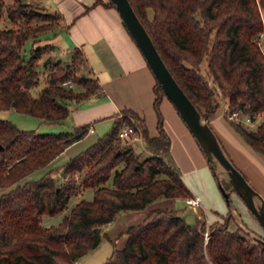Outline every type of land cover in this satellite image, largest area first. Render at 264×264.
Wrapping results in <instances>:
<instances>
[{
    "label": "trees",
    "instance_id": "16d2710c",
    "mask_svg": "<svg viewBox=\"0 0 264 264\" xmlns=\"http://www.w3.org/2000/svg\"><path fill=\"white\" fill-rule=\"evenodd\" d=\"M130 1L173 75L208 122L220 104L219 95L233 109L252 116L263 110L264 52L259 38L264 32L260 9L264 0ZM98 3L102 2L94 4ZM110 6L115 7L111 0ZM4 16L20 26L0 28V108L14 107L61 122L70 114L72 103L105 93L85 51L77 46L69 61L44 60L49 67L46 85L34 95L31 90L39 80L40 61L54 49L51 43L36 42L42 32L55 34L64 16L43 4L35 7L30 0H0V23ZM29 38L33 45L27 56L24 47ZM154 89L157 134H150L137 111L125 108L103 136L70 158L61 175L48 172L23 184L18 183L21 178L85 136L88 125L41 133L21 130L0 117V189L17 183L0 193V264H73L96 248L104 227L127 210L147 212L140 222L129 224L123 232L124 245L115 246L102 264H264V242L242 234L240 227L230 229L231 210L224 222L211 223L207 247L204 223L198 218L189 222L175 207L148 210L159 198L191 196L170 160L171 138L159 110L165 92L157 79ZM230 123L264 153V120L255 129ZM125 125L136 132L142 127L150 155L142 158L141 152L122 143L120 132ZM88 187L94 189L93 199L79 200L57 225L42 223L44 214L61 212L74 194ZM96 227H102L100 233Z\"/></svg>",
    "mask_w": 264,
    "mask_h": 264
},
{
    "label": "rangeland",
    "instance_id": "374dc122",
    "mask_svg": "<svg viewBox=\"0 0 264 264\" xmlns=\"http://www.w3.org/2000/svg\"><path fill=\"white\" fill-rule=\"evenodd\" d=\"M12 0H8V3H11ZM31 5L35 7H42V4L45 5L50 11L56 10H70L72 11L76 4L80 3L79 0H64L57 2L56 0H30ZM86 1L87 0H82ZM102 4L110 6V0H99ZM62 2V3H61ZM261 16L264 21V9L260 6ZM150 17L153 16V10H149ZM6 16V15H5ZM4 16V19L0 23V28L6 27H14L17 28L20 26L19 23L11 22V20ZM65 17L62 20L63 26L61 23L58 24V21L54 20L53 23H56L60 27L55 34L52 31L42 32L40 33V40H38L37 44L45 45L47 43H51L54 45V49L44 54L43 59L40 61L39 66V80L38 83L32 88L31 92L34 95H38L42 88L46 85L47 76L49 73V67H45L43 62L45 59L49 57L60 58L62 60L69 61L71 59L72 52L69 53L70 48L73 46L72 41L70 40V28L73 25L74 19L68 20L67 25ZM65 26V27H64ZM49 35V36H48ZM33 45V40L29 38L25 44V54L30 56L31 49ZM259 45L264 52V32L259 38ZM206 62L202 63V69L205 71ZM103 68V67H102ZM101 69V68H100ZM94 73V72H93ZM154 75V74H153ZM155 77V76H154ZM104 89V88H103ZM154 94H155V89ZM105 91V90H104ZM130 90H124L123 95L117 93H113V96L117 98L119 105L125 107L124 101H135L136 95L134 96ZM106 94H99L96 96H103ZM156 96V94H155ZM155 96L152 101V105L150 107V117L152 125L154 129H159V116L158 109L155 107ZM93 96L85 98L79 102H74L71 104V115L70 118H66L61 122H49L42 117H39L34 114L26 113L17 110L14 107L11 108H0V117L4 119H8L13 122L19 129L21 130H36L41 133L46 132H61V131H75L79 126L76 124V117L79 116L86 117L91 114L92 109L89 107L95 106L97 103H92L91 99ZM143 98V95H142ZM218 101H220L219 106L216 111L219 110L222 113L223 105L225 104L226 98L221 95L217 96ZM85 101V102H84ZM90 105V106H89ZM79 107L78 112L74 114L73 107ZM120 110V109H119ZM159 110L163 119V127L169 134L171 138V148H170V160L177 167L180 172L182 179L185 184L190 189L191 195H200L202 198V205L199 207V210L196 211L192 207H190L187 202V197H163L153 201L149 207V209L153 208H171L175 207L181 213H183L186 219L189 222H195L198 220L203 224V234H204V246L207 247L210 231H211V223L218 220L221 222L225 221L226 214L231 209L228 201L223 195L217 176L209 164L202 148L194 137L188 125L185 123L181 115L179 114L177 108L174 103L170 100L167 95H163ZM116 111L113 113L115 114ZM112 115V114H111ZM123 112L118 115L121 117ZM262 118H260L255 124H245L249 128H257L259 124L264 120V110L261 111ZM117 117V116H116ZM225 117V116H224ZM226 118V117H225ZM227 119V118H226ZM228 120V119H227ZM100 121H102L100 123ZM100 121L95 122L92 120L87 123L88 131L85 136L80 138L79 140L74 141L70 145H68L63 151H61L50 163L47 165L40 167L23 178H21L18 183L23 184L28 180H39L43 176H45L48 172H52L55 175H61L63 166L70 160L71 157L79 154L81 151L88 148L91 144L96 142L100 136H103L113 124V120L108 115H105L100 118ZM229 121V120H228ZM230 122V121H229ZM81 126V125H80ZM139 131H142V127L138 126ZM123 144L127 143L137 152H141L142 158L150 155L152 150L147 147L146 142L139 136V133L134 131L131 136L123 139ZM63 181V180H62ZM17 184V183H16ZM16 184L11 186L2 187L0 189V193L10 190ZM94 197V189L92 187L85 188L82 192L74 194L71 198L67 206L59 213L54 215L44 214L42 216V223L46 226L57 225L59 224L64 216L69 213L76 203L81 199L91 200ZM241 197L234 191L231 195L232 206H237L238 201L241 200ZM223 204V210L217 205V201L220 200ZM243 200V199H242ZM245 203V202H244ZM225 209V210H224ZM132 210H127L121 212L114 221L110 222L105 226L103 232L101 233V242L99 245L93 250L89 251L87 254L79 258L73 264H102L107 260V258L112 254L114 247H121L124 245L126 240V235L123 233L126 231L129 225H125L131 215ZM242 217L244 219V224L241 225L240 222H236L233 217L229 220V228L232 230L239 228V231L246 235L247 237L254 238L252 233L248 232L246 229L251 230L255 235H258L264 238V228L260 225L254 214L247 208V213L242 210ZM224 214V215H222ZM238 219V217H236ZM238 221H240L238 219ZM202 225V224H201ZM245 226V227H244ZM208 232V235H206ZM205 253L208 256V249L205 248Z\"/></svg>",
    "mask_w": 264,
    "mask_h": 264
},
{
    "label": "crops",
    "instance_id": "0c3cea01",
    "mask_svg": "<svg viewBox=\"0 0 264 264\" xmlns=\"http://www.w3.org/2000/svg\"><path fill=\"white\" fill-rule=\"evenodd\" d=\"M87 1L79 0L80 3L76 4L72 11L64 9L59 11L69 21L71 18L74 19L73 25L69 29L70 40L73 43L69 53L77 46L85 51L94 75L98 78L108 97L93 95L94 98L91 101L97 104L89 107L92 112L85 118L78 114L76 124L80 126L92 120L98 122L105 115L114 120L122 113L123 109L131 108L145 118L150 134H157L159 129H154L148 118L155 96L153 89L156 77H154L152 69L116 7L102 3L94 4L96 0ZM68 20H65L66 27H68ZM126 89L133 92L134 96L136 95L135 101L137 102L124 101L125 107H122L113 93L118 92L123 95V91ZM78 108L75 106L72 108L75 109L74 114L78 112ZM115 111L116 113L113 114ZM69 116L68 118H70ZM209 123L218 135L228 157L264 198V153L255 150L219 110L212 114ZM217 205L223 210L221 200L217 201ZM247 208L244 201L239 200L237 206L230 209L233 219L236 222L244 223L241 212L243 210L247 213ZM146 212L147 210H132V217L125 225L140 222Z\"/></svg>",
    "mask_w": 264,
    "mask_h": 264
},
{
    "label": "water",
    "instance_id": "95a60500",
    "mask_svg": "<svg viewBox=\"0 0 264 264\" xmlns=\"http://www.w3.org/2000/svg\"><path fill=\"white\" fill-rule=\"evenodd\" d=\"M119 11L124 23L141 49L157 81L163 88L165 95L174 103L179 114L190 128L209 164L213 168L219 187L231 207V192L235 191L254 214L260 225L264 228V198L252 186L242 171L232 162L226 154L222 143L210 123L203 117L202 112L192 101L183 87L177 81L172 71L159 52L148 29L141 21L130 0H111ZM3 147L2 145L0 146ZM226 183L230 188L226 187ZM240 224L244 223L240 221ZM245 227V226H244ZM102 227H96L100 233ZM253 237L264 242V238Z\"/></svg>",
    "mask_w": 264,
    "mask_h": 264
},
{
    "label": "built area",
    "instance_id": "2783aa9c",
    "mask_svg": "<svg viewBox=\"0 0 264 264\" xmlns=\"http://www.w3.org/2000/svg\"><path fill=\"white\" fill-rule=\"evenodd\" d=\"M264 110V108H263ZM222 114L229 120L240 122L244 124H255L260 118H262L261 112L255 116L243 111L242 109H233L229 102H225L222 108ZM133 129L129 125H125L121 132L120 136L124 138H128L133 133ZM139 136L142 138V133L138 132ZM187 204L195 209L196 211L199 210V207L202 205V199L199 195H191L186 198ZM208 235V232L207 234Z\"/></svg>",
    "mask_w": 264,
    "mask_h": 264
}]
</instances>
